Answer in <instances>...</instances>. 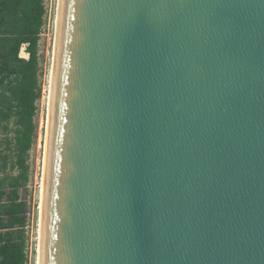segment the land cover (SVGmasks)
<instances>
[{
    "label": "water",
    "instance_id": "1",
    "mask_svg": "<svg viewBox=\"0 0 264 264\" xmlns=\"http://www.w3.org/2000/svg\"><path fill=\"white\" fill-rule=\"evenodd\" d=\"M42 264H264V0H61Z\"/></svg>",
    "mask_w": 264,
    "mask_h": 264
},
{
    "label": "trees",
    "instance_id": "2",
    "mask_svg": "<svg viewBox=\"0 0 264 264\" xmlns=\"http://www.w3.org/2000/svg\"><path fill=\"white\" fill-rule=\"evenodd\" d=\"M46 13L45 0H0V264H29V207L21 191L30 180V152L38 136Z\"/></svg>",
    "mask_w": 264,
    "mask_h": 264
},
{
    "label": "rangeland",
    "instance_id": "3",
    "mask_svg": "<svg viewBox=\"0 0 264 264\" xmlns=\"http://www.w3.org/2000/svg\"><path fill=\"white\" fill-rule=\"evenodd\" d=\"M60 0H45L46 18L42 30L39 45L40 56V83L42 85V97L38 101V114L36 117L38 125V136L36 143L30 152V180L21 196L26 200L31 213V221L26 228L29 237V264H37L38 243H39V210L41 203V187L44 172V149L46 144V127L48 121V99L50 94V78L53 68L55 53V37L57 35V19ZM21 56L27 58L24 49ZM0 132V141L3 139Z\"/></svg>",
    "mask_w": 264,
    "mask_h": 264
},
{
    "label": "bare ground",
    "instance_id": "4",
    "mask_svg": "<svg viewBox=\"0 0 264 264\" xmlns=\"http://www.w3.org/2000/svg\"><path fill=\"white\" fill-rule=\"evenodd\" d=\"M60 11H61V0L59 2V12L57 19V35L55 37V53L53 59V68L51 71L50 78V94L48 99V121L46 127V144L44 149V172H43V183L41 187V203H40V212H39V243H38V254H37V264H42V247H43V214H44V196H45V188H46V173H47V157H48V142H49V126H50V110H51V94H52V84H53V76H54V67H55V59H56V51H57V41H58V27H59V19H60Z\"/></svg>",
    "mask_w": 264,
    "mask_h": 264
},
{
    "label": "built area",
    "instance_id": "5",
    "mask_svg": "<svg viewBox=\"0 0 264 264\" xmlns=\"http://www.w3.org/2000/svg\"><path fill=\"white\" fill-rule=\"evenodd\" d=\"M27 220L30 223V221H31V213H30V211L27 213Z\"/></svg>",
    "mask_w": 264,
    "mask_h": 264
}]
</instances>
